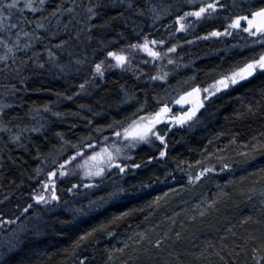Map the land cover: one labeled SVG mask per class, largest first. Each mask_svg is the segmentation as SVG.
<instances>
[{"label": "trees", "instance_id": "1", "mask_svg": "<svg viewBox=\"0 0 264 264\" xmlns=\"http://www.w3.org/2000/svg\"><path fill=\"white\" fill-rule=\"evenodd\" d=\"M61 2L66 8L71 4V0H46V5L51 11ZM223 2L231 9L233 0ZM80 3L87 4L88 0H77ZM104 3L106 7L100 10L101 15L91 20L96 27L89 30H85L86 26L80 22L82 17L78 18L77 14H71L70 19V14L65 12L58 22L49 17V11L26 10L29 19L48 17L43 21L46 27L38 29L46 39L37 38L32 49H22L17 56L23 58L25 51L29 56L36 51L45 62L44 67L28 62L21 73L27 78V89L14 79H0V106H11L5 108L7 115L3 120H11L9 127L13 132L18 131L13 125L20 128L44 125V128L40 132L23 131L22 143L26 148L18 147L10 140L9 133L0 131V213L11 221L19 219L21 229L16 238V234L9 237L8 243L0 240V264L6 261L7 264H124L125 261L127 264H255L252 248L264 244V196L260 195L264 180L259 171L264 168V154L244 161L241 155L234 154L242 152V146L230 141L233 136L238 141H247L264 131V109L261 108L264 100L259 77L230 91L229 95L218 94L211 106L201 110L199 122L192 127L185 125L169 131L167 156L159 157L157 142L142 145L133 152L131 160V165L140 163L141 167H130L116 184L78 199L60 186L59 206L39 210V216L38 209L33 212L34 207L24 212L27 204L32 203L30 189L38 185L33 178L37 177V168L45 166L47 161L49 164L57 158L62 160L73 151L57 135L58 131L75 144L96 124L127 116L136 98L143 99L146 92L162 98L167 94L171 99L178 91V82L192 83L189 77L195 74L196 82L204 84L214 74L208 72L210 68L227 69L240 59L237 53L245 51V34L215 41L193 40V36L203 37L204 32L220 26L226 12L177 33L175 17L179 10L192 6L188 0H133L131 8L128 0H115V6L113 0H104ZM81 11L77 9V13ZM117 12L123 15L117 16ZM109 17H112L109 23L101 26ZM65 24H68L67 30ZM33 27L34 24L27 25L29 30ZM51 32L57 35L52 36ZM172 35L177 50L170 57L175 63L163 60L150 65L144 58L138 59L129 69L108 71L98 89L80 94L79 85L90 79L95 63L105 60L108 51L121 48L127 51L126 45L145 37L166 41ZM60 40L68 43L57 49ZM46 47H51L57 56L50 59ZM161 70L168 73L167 81L148 79L149 74L155 75ZM9 83H15L19 89L15 96L3 93ZM69 96L72 98L68 99ZM249 103L258 110L249 114ZM41 105H48L51 110ZM34 107L36 110L30 111ZM55 112L62 115L57 117ZM97 135L93 132V136ZM209 152L213 155L209 156ZM148 155L156 158L149 161ZM223 163L233 166L224 168ZM210 165L217 171H209L200 181L190 184V174L198 175L201 167ZM253 185L255 193L249 191ZM116 186L126 192L119 198L109 197L108 193ZM217 193L221 194L218 208L201 216L198 205L214 199ZM157 197L159 203L155 204ZM128 209L135 211L108 225L113 229L111 235L98 230L93 239L80 244L73 254V242L83 231L107 223ZM162 236L163 246H157L155 240ZM252 236L254 240L249 239Z\"/></svg>", "mask_w": 264, "mask_h": 264}, {"label": "snow or ice", "instance_id": "2", "mask_svg": "<svg viewBox=\"0 0 264 264\" xmlns=\"http://www.w3.org/2000/svg\"><path fill=\"white\" fill-rule=\"evenodd\" d=\"M188 4L192 6L175 17L176 21L179 22V28L176 30L180 31L186 29L187 17H194L197 18V20L201 18L207 19L220 15L218 10H224L227 15L220 26L213 27L211 31L204 32L203 37L193 36V40L221 36L233 37L234 30H239V32L247 34L245 37L246 45L243 46L245 51L237 53L240 59L236 60L235 63L227 69L217 70L210 68L208 72L214 74L211 75L204 84L196 82L195 74L189 77L192 83L188 81L178 82V91H176V94L172 96L171 99L168 98L167 94L162 98L151 91L146 92L143 95V99L136 98L135 105L131 106L133 110L127 116H123L120 119L113 117L111 122L96 124L94 128H91L81 138L77 139L75 144H73L71 140H66L62 131H58L57 135L60 139L64 140L65 144L70 145L74 151L69 152L62 160H54L53 164L59 163V167H52L51 170L47 171L43 180L35 176L33 177L40 187L39 191L34 188L30 189V198H34L38 204L46 206L50 205L52 201H60L61 196L57 193V179L59 177H67L69 172L75 169H83V176L85 177L103 178L110 169H115L119 173H124L125 170L129 168V164L121 160V157H125V150L136 148L137 145L144 142L154 144L155 141H160L161 144L158 155L159 157L167 156L168 140L166 137L169 134L168 130H170L171 126L187 124L188 127H192L199 122L200 116L198 114H203L201 109H205L206 106H211L218 98V94L229 95L230 91L251 84L252 80L258 77L262 79L261 99L264 100V0H233L231 9L223 0H199L198 5L197 0H188ZM113 6H115V0H113ZM133 6V0H128V7L131 8ZM105 7L104 0H88L87 4L80 3L79 5L77 4V0H71V4L67 8L64 6L63 2H61L58 6L49 11L46 0H0V33H3L0 34V48H3V52H0V62H2V67H0V79H14L27 89V78L22 76L21 73L24 72L28 62L38 64L41 68L44 67L45 62L36 51H33L30 56L27 54V51H25L23 58L17 56V53L22 49H32L33 41L37 38L46 39V37L40 36L38 29L46 27L43 21L48 19V17L39 16L35 17V19H29L26 10H30L32 13L49 11V17L56 18L58 22L60 20V15H63L65 12L70 14V19L71 14H77L78 18L82 17L80 22L86 26L85 30H89L96 27V25L91 23L92 18L99 17L101 15L100 10ZM78 8L82 9L79 13H77ZM237 8L241 10L235 11ZM139 10L143 11V9ZM156 11V7L153 6V12ZM116 15L122 16L123 12H117ZM110 19H112V17L105 19L101 26L108 24ZM32 24H34V27L29 30L27 25ZM64 28L67 30L68 24H65ZM13 29H17V31L14 32ZM50 34L52 36L57 35L56 32H51ZM76 35L79 37L80 33L77 32ZM169 35H171V33H169ZM22 37L25 39L22 40ZM248 38L251 39L249 40ZM67 43V40H60L56 48L62 49ZM169 44L170 46H168ZM249 44L251 47H248ZM155 45H163L164 50H159L157 47H154ZM125 47L143 50L152 57L153 61H163L167 56L169 63L176 62L172 57L168 56V54L176 52L177 44L171 43L170 41L166 42L163 38H153L150 40L148 37H145L143 43L137 40ZM45 51L50 59L57 56V53L54 52L51 47H46ZM107 56L112 57L115 61V63L111 65L112 67L124 68L129 61V53L125 51L124 48L108 51ZM8 61H11V64H9ZM77 62L80 63L82 61ZM94 68L95 70L91 74L93 76H102L105 70V60L96 62ZM148 79L152 81H167L168 73L161 70L156 72L155 75L149 74ZM89 83L91 82L88 80L81 83L79 85L80 90H84L85 84ZM17 91H19V89H17L15 83H9L3 88L5 96H15ZM58 95H64V93H59ZM71 98V96L68 97V99ZM129 99H131V97H129ZM172 103L188 105V107L177 115L172 111L170 106ZM8 107L11 106L7 104L0 106V131L9 133L10 140L15 142L18 147L26 148L27 146L22 143L23 131L40 132L43 130L44 125L37 128H33L31 125H25L24 128H20L19 125H13V127L18 129V131L13 132L9 127L11 120H3V116L7 115L5 108ZM41 107H44L46 110H51L48 105H41ZM81 107L85 106L81 105ZM261 108L264 109V104L261 105ZM34 110H36L35 107L30 111ZM257 110L256 105L252 103L247 105L249 114ZM54 115L59 117L62 114L55 112ZM240 115H243V113H240ZM162 121H168L170 123L160 128L158 125H160ZM88 124H92L90 119L88 120ZM106 131L108 133L107 135L105 134ZM93 132L98 135L93 136ZM110 137H114L115 139L110 140ZM209 143H211V141ZM230 143H239L243 151L234 152V154L241 155L244 161L250 160L257 154H264V131H259L247 141H238L237 137L233 136ZM97 144L100 145L98 151L95 150ZM258 150L260 151L258 152ZM9 151H11V149H9ZM65 151L67 150L65 149ZM217 151L221 150L217 149ZM208 155L211 156L213 153L209 152ZM125 158L128 159L129 157ZM155 158L154 155L147 156L149 161ZM196 163L200 162L196 161ZM232 166L231 163H223L224 168H231ZM131 167L140 168L141 164L133 163ZM39 171L40 169L37 168V172ZM209 171L215 172L217 169L210 165L208 167H201L198 175L190 174L188 177L190 184H195L197 181H200L202 177H205V173ZM259 171L261 173L260 178L264 180V168H261ZM96 184L97 181L92 179L89 181L88 186H95ZM77 187L78 185L76 183H72L68 191H72ZM179 187L184 186L179 185ZM169 191H172V189H169ZM249 191L255 193V185H253ZM125 192L126 189L116 186L114 191L108 193V196L119 198L120 194ZM260 195L264 196V185L260 188ZM220 199L221 194L217 193L214 199H206L204 202L200 203L198 205L200 209L199 214L203 216L205 212H210L212 209L218 208ZM153 203L158 204L159 197H157ZM32 207V203L27 204L24 208V212L27 213ZM133 211H135V209H128L124 212H120L108 220L107 223H101L87 231H83L73 242V254H75L80 244L93 239L94 234L98 230L107 231V233L111 235L113 229L109 228L108 225L118 223V221L130 215ZM36 215H40L39 209ZM0 216L3 217V219H0V224H3L5 220H7L8 223H12L3 213H0ZM191 218L195 219V216ZM245 219L247 220L248 218ZM35 234L38 235L39 231L37 230ZM249 239L254 240L255 237L252 236L249 237ZM162 240L163 236L156 239L155 244L162 247ZM149 243H151V241H149ZM251 254L255 258V264H264V244L258 248L253 247ZM83 260L86 261L87 257H84ZM5 264H7V261ZM124 264H127V261H125Z\"/></svg>", "mask_w": 264, "mask_h": 264}, {"label": "rangeland", "instance_id": "3", "mask_svg": "<svg viewBox=\"0 0 264 264\" xmlns=\"http://www.w3.org/2000/svg\"><path fill=\"white\" fill-rule=\"evenodd\" d=\"M182 12H183V10H179V12H178L179 15L182 14ZM218 12H220V14L225 13L224 10H218ZM208 19H210V18H207V19L201 18V19L197 20V18H194V17H187L186 18V24H187L186 28H188L189 26L195 24L198 21L208 20ZM175 23L177 25L176 28H175V31L177 33L180 32V31H183V30L177 31L176 29L179 28V22L175 20ZM244 34L247 35L246 33L239 32V30H234V36H241V35H244ZM174 37L175 36L172 35L171 38L166 40V42L170 41L171 43H177ZM225 38H231V37L221 36V37H210L208 39L215 41V40H221V39H225ZM208 39H203L202 38L201 40L202 41H206ZM143 40H144V38L140 42L143 43ZM150 46H153V45H150ZM168 46H170V44ZM154 47H157L161 51L164 50V46L163 45H155ZM127 52L129 53V61H128L126 67H124V68L112 67L111 65L115 63L114 59L112 57L106 56L104 74L102 76L101 75H96V76L91 75L90 79L88 80L91 83L85 84V89L81 90L80 94H89L90 92L95 91L96 89H98V87H100V85L103 83V78H104L105 74L108 71H110V70H113V69H120V70L129 69L130 67H133V65L135 63H137V61L143 60V58L145 60H147L149 63H151L150 65H152L154 62L160 61V60L153 61L152 57H150L148 55V53H146V52H144L143 50H140V49H129V50H127ZM173 54L174 53H169L168 56H172ZM164 60L167 61L168 57L166 56ZM141 62H145V61H141ZM94 70H95V68L93 67L92 72ZM170 106L172 108L173 113L178 115L182 110H184V109H178V108H183L185 105L172 103ZM169 123L170 122H168V121H162V123L160 125H158V127H163L165 124H169ZM185 125H187V124H185ZM185 125H178L177 124L175 126H171L170 130H168V131L184 127ZM107 134L108 133H106V135ZM111 139H115V138L114 137H110V140ZM155 142H157L158 144H161V142L158 141V140L155 141ZM146 144L149 145L147 142H144V143H141V144L137 145L136 148L126 149L125 150V157H129V158L126 159L125 157H121V160L123 162H127L129 164V168H130L131 167V160H132L133 152L135 150H137L139 147H141L142 145H146ZM99 147H100V145L97 144L95 146V150L98 151ZM73 151H74V149H73ZM86 151H88V150H86ZM57 159H55V160H57ZM45 163H46L45 166H42L40 168V171L37 172V178H39L40 180L44 179L46 172L51 170V168L54 165L53 162L47 164L48 163V161H47ZM56 167L58 168L59 165H57ZM66 167H68V166H66ZM128 169H126L125 172H127ZM124 173H119L115 169H110V170H108L107 175L104 176L103 178H101V177H85V176H83V169H75L73 171H70L69 175L67 177H59L57 179V192H58V189H59L60 186H64L67 189L66 192L68 193V195L74 197L75 199L83 198V197L89 196L90 194H92V192L97 191V190H99L102 187H106L108 185L116 184L119 181V179L124 175ZM92 179H95L97 181V184L95 186H88L89 185V181L92 180ZM72 183H76L78 185V187L74 188L72 191H68V188L71 187ZM39 187L40 186L37 185V188H36L37 191H39ZM31 201H32V204H33V207H34L33 212L36 211L37 209H39L40 211H46L48 209H53V208H56L57 206H59V204H60L59 201H52V202H50V205L46 206V205L38 204V202H36L34 200V198H31ZM19 223H20V220L16 219V220L12 221V223H8L7 221H5L3 224H0V240H2L3 242L7 241L6 243H8L9 237L11 235H14V234H16L14 236L16 238L18 236L17 233H19V231L21 230L20 226H19Z\"/></svg>", "mask_w": 264, "mask_h": 264}, {"label": "flooded vegetation", "instance_id": "4", "mask_svg": "<svg viewBox=\"0 0 264 264\" xmlns=\"http://www.w3.org/2000/svg\"><path fill=\"white\" fill-rule=\"evenodd\" d=\"M186 106H187V105H185L183 108H178V109H184V110H185V109H187V107H188V106H187V107H186Z\"/></svg>", "mask_w": 264, "mask_h": 264}, {"label": "water", "instance_id": "5", "mask_svg": "<svg viewBox=\"0 0 264 264\" xmlns=\"http://www.w3.org/2000/svg\"><path fill=\"white\" fill-rule=\"evenodd\" d=\"M187 106H188V105H187ZM187 106H186V107H187Z\"/></svg>", "mask_w": 264, "mask_h": 264}]
</instances>
